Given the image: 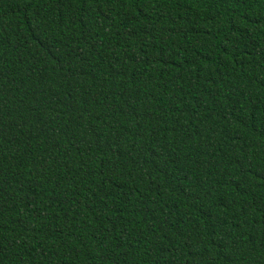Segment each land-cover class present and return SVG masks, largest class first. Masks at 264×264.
<instances>
[{
    "label": "trees",
    "instance_id": "16d2710c",
    "mask_svg": "<svg viewBox=\"0 0 264 264\" xmlns=\"http://www.w3.org/2000/svg\"><path fill=\"white\" fill-rule=\"evenodd\" d=\"M0 264H264V0H0Z\"/></svg>",
    "mask_w": 264,
    "mask_h": 264
}]
</instances>
